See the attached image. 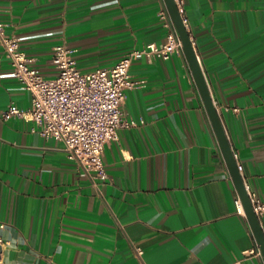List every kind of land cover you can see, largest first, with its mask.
I'll use <instances>...</instances> for the list:
<instances>
[{
  "label": "crops",
  "instance_id": "0c3cea01",
  "mask_svg": "<svg viewBox=\"0 0 264 264\" xmlns=\"http://www.w3.org/2000/svg\"><path fill=\"white\" fill-rule=\"evenodd\" d=\"M183 15L264 202V0H185ZM0 20L46 77L58 44L83 72L110 69L165 43L172 22L164 0H0ZM130 75L122 109L136 124L106 145L109 178L95 179L31 120L2 116L32 95L0 45V264H264L184 52L134 59Z\"/></svg>",
  "mask_w": 264,
  "mask_h": 264
},
{
  "label": "built area",
  "instance_id": "2783aa9c",
  "mask_svg": "<svg viewBox=\"0 0 264 264\" xmlns=\"http://www.w3.org/2000/svg\"><path fill=\"white\" fill-rule=\"evenodd\" d=\"M175 2L187 25L183 15L185 0ZM7 26L8 23L0 20V45L11 62L14 76L31 92L32 100L26 109L10 105L2 111V116L5 119L20 117L31 120L33 131L64 143L68 157L79 164L83 175L108 179L103 161L106 145L118 138L120 127L136 124L125 118L122 109L126 90L138 84L131 78V64L134 59L142 57L169 59L174 53L183 52V44L173 22L167 24L169 31L165 43H148L121 58L110 69L83 72L78 68L72 50L65 44H58L51 59L58 72L50 77L38 71L33 59L22 50L20 37L8 33ZM249 197L260 219L264 216V202L250 192ZM236 205L243 207L240 198ZM2 227L4 224L0 223ZM0 244H3L1 237ZM137 252L143 253L140 248Z\"/></svg>",
  "mask_w": 264,
  "mask_h": 264
},
{
  "label": "water",
  "instance_id": "95a60500",
  "mask_svg": "<svg viewBox=\"0 0 264 264\" xmlns=\"http://www.w3.org/2000/svg\"><path fill=\"white\" fill-rule=\"evenodd\" d=\"M166 8L183 44V52L186 56L194 81L199 90L205 109L216 134L220 149L228 166L229 172L238 191L244 212L248 218L257 244L264 258V230L261 221L256 215L244 179L239 169L235 153L228 139L223 122L212 97L207 79L198 59L193 41L175 0H164Z\"/></svg>",
  "mask_w": 264,
  "mask_h": 264
}]
</instances>
